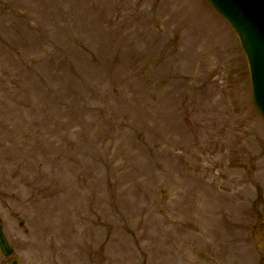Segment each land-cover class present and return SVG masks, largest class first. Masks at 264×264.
I'll return each instance as SVG.
<instances>
[{
  "label": "rangeland",
  "instance_id": "374dc122",
  "mask_svg": "<svg viewBox=\"0 0 264 264\" xmlns=\"http://www.w3.org/2000/svg\"><path fill=\"white\" fill-rule=\"evenodd\" d=\"M0 223L20 264H264V118L207 0H0Z\"/></svg>",
  "mask_w": 264,
  "mask_h": 264
},
{
  "label": "water",
  "instance_id": "95a60500",
  "mask_svg": "<svg viewBox=\"0 0 264 264\" xmlns=\"http://www.w3.org/2000/svg\"><path fill=\"white\" fill-rule=\"evenodd\" d=\"M208 1L238 35L249 64L254 103L264 117V0ZM0 248L5 256L14 253L2 225Z\"/></svg>",
  "mask_w": 264,
  "mask_h": 264
}]
</instances>
